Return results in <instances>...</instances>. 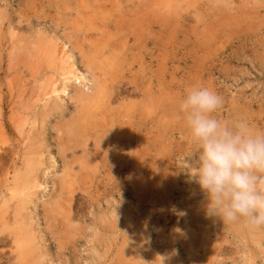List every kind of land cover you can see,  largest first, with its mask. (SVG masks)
<instances>
[{"label": "rangeland", "instance_id": "rangeland-1", "mask_svg": "<svg viewBox=\"0 0 264 264\" xmlns=\"http://www.w3.org/2000/svg\"><path fill=\"white\" fill-rule=\"evenodd\" d=\"M127 1L136 9L149 2ZM159 1L162 10L157 7L156 13L163 20L144 39L135 44L114 37L110 41L123 50L114 51L116 94L109 102L102 98V114L111 111L115 119L131 114L130 142L117 151L109 142L122 135L118 125L109 121L99 128L101 170L91 177L84 173L80 182V163L74 158L83 153L80 147L70 149L68 139L78 112L75 92L90 93L94 77L102 80L109 74L108 55L100 49L109 35L104 31L113 32L102 20L111 13L110 2L115 7L121 0H0V264H30L41 253V264H160V256L167 258L164 264H264V230L205 217L203 193L182 172L184 156L195 146L177 118L185 89L203 86L222 97L214 113L218 119H244L264 129V0H232L231 5ZM104 5L108 13H103ZM92 61L96 66L102 62L103 70L99 66L90 72ZM156 103L168 114L163 129L158 122L162 108ZM138 110L148 116L139 119ZM29 161L38 166L37 183L25 190L15 177L24 174ZM23 199L27 204L20 214ZM102 214L107 224L97 220ZM25 228L35 236L31 258L16 257Z\"/></svg>", "mask_w": 264, "mask_h": 264}, {"label": "clouds", "instance_id": "clouds-1", "mask_svg": "<svg viewBox=\"0 0 264 264\" xmlns=\"http://www.w3.org/2000/svg\"><path fill=\"white\" fill-rule=\"evenodd\" d=\"M222 103V97L207 87L185 89L177 118L195 147L184 156L182 172L203 193L206 218L264 230V129L244 119H218L214 113ZM160 257L164 264L167 258Z\"/></svg>", "mask_w": 264, "mask_h": 264}, {"label": "bare ground", "instance_id": "bare-ground-1", "mask_svg": "<svg viewBox=\"0 0 264 264\" xmlns=\"http://www.w3.org/2000/svg\"><path fill=\"white\" fill-rule=\"evenodd\" d=\"M107 1H109V0H107ZM209 1V0H208ZM247 1V0H246ZM251 0H248V2H250ZM261 1H263V0H260V2ZM142 2V1H141ZM194 2V1H193ZM215 2L217 3V2H219V3H222V4H229L230 2H232V0H215ZM121 3H122V5H121ZM121 3H119L120 5H117V6H113V3L112 2H110V6H111V8H109V11L111 12V13H109V14H107L105 17H103V20H102V22H103V25L106 27V26H108L107 28H111L110 30H112V32L113 33H110V31H109V29L107 30H105L104 32H106V33H108L109 35H108V38H105V41H104V43H102L101 45V52H100V54L101 55H105V54H107L108 56L106 57L105 56V58H106V60H108V64H107V61L105 62L106 63V65L108 66V75H106L104 78L102 77V80L101 79H99L98 77H94V79H95V83H94V85H93V88H92V90H91V92L90 93H88L87 91V93L86 92H83V91H79V90H77L76 92H75V97H74V100L76 101V103L78 104V112H77V115H75L76 117H74L73 119H74V124H73V126H72V129H71V135H69L70 137H68V139L70 140V142H71V145H70V149H75V148H78V147H80L81 148V150H82V153L83 154H81V156H79V158H74V161H76V162H79L80 163V167H79V172H78V174L76 175V178H77V176H78V178L79 179H81L82 181H80V182H83L84 181V178L87 176V177H91L92 176V174H94L95 172H97L96 171V169H100V166L98 165V162L100 161H98L97 159H99L98 158V155L100 154L99 153V150H101L100 148H101V142L102 141H99V137L101 136V137H103V131H102V133L100 132L99 134H97L99 131H98V129L99 128H102L103 126L105 127V126H107V122H111L112 123V125H118L117 127H118V131H117V133L118 132H121L122 131V135H119L118 136V138H115V139H112L113 140V142H109V143H114V144H116V147H115V150H117L118 151V148H119V150L124 146V141H129L130 142V139H127V137L128 136H131V134H130V132H128L127 130H130V129H128V127H129V124L130 123H132V121H131V118H132V115L131 114H127V115H125V114H123L121 117H119V118H117V119H115L114 118V116H112V115H110L112 112L110 111V112H107V113H103L102 114V112H104L105 111V109H104V107H105V104H104V107H103V101H102V98L103 97H105L104 99L105 100H107L108 102H109V100H110V95L114 92L115 93V90H113V88H114V79L112 78V74H111V72H115V68H118L117 66H118V63H114V61H113V56H114V54H115V50L116 51H118L119 49H122L123 50V48H121L120 46H121V44H117V42L115 43V42H110L111 41V38L112 37H114V38H119V39H121L122 41L124 40V41H126V42H130V41H133L134 42V44H135V42H137L138 40L140 41L141 39H144V36H145V34L147 33H150V29L152 28V26H154V24L155 23H161L162 22V20H163V17H162V15H161V17H160V14H157L156 12H157V10H156V8L158 7V8H161L160 6H158L159 5V3H160V1L158 0V1H156V3H155V5L153 6V2L151 3V1L149 0V2H144V3H140L139 5H142L141 6V8L139 9H136L135 7V10H134V8H133V4H129V2L127 1V0H121ZM162 3V2H161ZM163 3H164V1H163ZM169 3H171V2H169ZM245 3H247V2H245ZM257 3V2H256ZM151 4V5H150ZM166 4V3H165ZM182 4H183V1H182ZM108 5V4H107ZM133 5V6H132ZM138 5V4H137ZM172 5H173V3H172ZM221 5V4H220ZM220 5H219V7H220ZM229 5H231V3L229 4ZM251 5V4H250ZM164 6V5H163ZM105 8H107L106 7V5H104V12L103 13H108L109 11L107 10V9H105ZM167 8H168V6H167ZM180 9V8H179ZM116 10H119V12L118 13H116V14H114V12L116 11ZM161 10H162V8H161ZM194 10V9H193ZM108 11V12H107ZM167 11H168V9H167ZM192 11V10H191ZM91 12H93V11H91ZM78 13V12H77ZM225 13V12H224ZM162 14V13H161ZM237 14V13H236ZM181 15V14H180ZM196 15V14H195ZM240 16V15H239ZM259 16V15H258ZM92 17V16H91ZM247 19V18H246ZM172 20V19H171ZM170 20V21H171ZM180 21V20H179ZM175 22H177V21H175ZM197 22V21H196ZM106 24V25H105ZM165 24V23H164ZM177 24V23H176ZM195 24V23H194ZM183 25V24H182ZM102 28V27H101ZM176 29H178V28H176ZM190 29V28H189ZM160 30H161V32H163L164 30H163V27L162 28H160ZM156 33V32H155ZM105 36H107V35H105ZM147 36V35H146ZM149 36V35H148ZM147 39H149V37L147 38ZM160 39V38H159ZM117 40V39H116ZM145 41V40H144ZM147 41V40H146ZM160 41V40H159ZM38 42H39V40H38ZM161 42V41H160ZM121 43V42H120ZM98 44V43H97ZM128 44V43H127ZM122 45H123V47H124V45H126L125 43L123 44L122 43ZM129 45V44H128ZM156 46V45H155ZM47 47V46H46ZM96 47V46H95ZM120 47V48H119ZM126 47V46H125ZM124 47V48H125ZM135 47H137V45L135 46ZM154 47V46H153ZM28 48H30V47H28ZM44 48V47H43ZM76 49H77V47H76ZM88 49V48H87ZM126 50L128 49L127 47L125 48ZM130 49V48H129ZM126 50H125V52H126ZM48 51V50H47ZM53 51V50H52ZM72 51V50H71ZM94 51V50H93ZM144 51V50H143ZM98 52V51H97ZM130 52V51H129ZM128 52V53H129ZM28 53H30V52H28ZM93 53H95V52H93ZM99 53V52H98ZM118 53V52H117ZM121 53V52H120ZM132 53V52H131ZM39 54V53H38ZM70 54V53H69ZM51 55V54H50ZM63 55V54H62ZM92 55V54H91ZM91 55H90V60L92 59V57L94 56H92L91 57ZM118 55V54H117ZM69 56V55H68ZM84 56V55H83ZM116 56V55H115ZM119 56H121V55H119ZM96 57V56H95ZM158 57V56H157ZM46 58V57H45ZM120 58H122V57H120ZM135 58H136V56H135ZM87 59H89L88 57H87ZM97 59V58H96ZM123 59V58H122ZM50 60V59H49ZM70 60V59H69ZM97 60H99V59H97ZM111 60V61H110ZM120 60V59H119ZM63 61H65V60H63ZM94 61H95V59H94ZM100 61V60H99ZM102 63V62H101ZM98 64L97 66H96V62H95V64H93V61H92V63L91 64H89V65H87V67H88V69L90 70V72L92 71L93 73L95 72V70H96V68H98L99 66V68L101 69V70H103L102 68H103V64ZM123 63V62H122ZM64 64V63H63ZM73 64V63H72ZM88 64V63H87ZM121 64V63H120ZM134 64V63H133ZM115 65H117V66H115ZM72 66V65H71ZM115 66V67H114ZM120 66V65H119ZM122 66V65H121ZM120 66V67H121ZM167 66V65H166ZM73 67V66H72ZM86 67V68H87ZM106 68V67H105ZM109 68H112L113 69V71L112 70H109ZM122 69V68H121ZM67 71V70H66ZM122 71V70H121ZM96 72H100V71H96ZM105 72V71H104ZM117 72H119V71H117ZM73 73V72H72ZM71 73V74H72ZM93 73H92V75H93ZM106 73V72H105ZM104 74V73H103ZM102 74V75H103ZM73 75H74V73H73ZM105 75V74H104ZM75 76V75H74ZM97 76V75H96ZM75 77H77V76H75ZM92 77V76H91ZM114 77H117V75L116 76H114ZM159 78V77H158ZM117 79V78H116ZM115 79V80H116ZM64 80V79H63ZM101 81V82H100ZM103 81V82H102ZM140 81H141V79H140ZM134 82V81H133ZM55 85V84H54ZM125 86V85H124ZM56 87V86H55ZM132 87V86H131ZM141 87V86H140ZM67 88V87H66ZM79 88V87H78ZM138 88V87H137ZM130 89V88H129ZM140 89V88H139ZM153 90V89H152ZM79 91V92H78ZM85 91V90H84ZM90 91V90H89ZM117 91V90H116ZM154 91V90H153ZM120 94H121V92H119ZM116 94V93H115ZM119 94V95H120ZM58 96V95H57ZM126 96V95H125ZM116 97V96H115ZM117 97H118V92H117ZM116 97V98H117ZM134 97V96H133ZM113 98V97H112ZM111 98V99H112ZM148 99V98H147ZM73 100V101H74ZM123 101V100H122ZM149 101V100H148ZM163 101V100H162ZM116 102H118V101H116ZM132 102V101H131ZM126 103V102H125ZM150 103V102H149ZM157 104V103H156ZM159 104V103H158ZM157 104V105H158ZM161 104V103H160ZM130 105H132V104H130ZM129 105V106H130ZM141 105V104H140ZM143 105V104H142ZM147 105H148V103H147ZM150 105H153V104H150ZM157 105H155V108L156 109H158V108H162L161 106H159L158 105V108H157ZM136 106V105H135ZM128 107V106H127ZM143 106H141L140 107V109L142 108ZM165 107V106H164ZM143 108H146V107H143ZM104 109V110H103ZM129 109V108H128ZM76 110V111H77ZM108 110V109H107ZM146 110V109H145ZM144 110V111H145ZM151 110H152V108H150L149 110L147 109L146 111H149V113L148 114H151ZM153 110H155V109H153ZM127 111V110H126ZM142 112V110L141 111H139L138 110V115H140V117H139V119H142L143 120V117L144 118H146L147 116H145L146 115V112ZM160 117H159V120H158V122H159V126H160V128L159 129H163L164 127H165V124H164V121H166L167 122V118H165L164 119V117H166V115H168V114H166L165 115V112H166V110L164 111V108H162V109H160ZM177 111H178V109H177ZM128 112V111H127ZM127 112H125V113H127ZM153 112H156V111H153ZM100 113V116L98 115ZM157 113H158V111H157ZM167 113V112H166ZM157 115H159V114H157ZM133 116H135V115H133ZM127 119H126V118ZM126 120H125V119ZM135 118H138L137 117V115L135 116ZM69 121V120H68ZM117 121V122H116ZM135 122V121H134ZM169 122V121H168ZM178 122V121H177ZM71 124V125H72ZM111 125V126H112ZM131 125V124H130ZM133 126V125H132ZM135 126V125H134ZM133 126V127H134ZM154 126V125H153ZM166 129V128H165ZM107 131V130H106ZM149 131V130H148ZM95 132H97V133H95ZM132 132V131H131ZM146 132V131H145ZM161 133V132H160ZM110 134V133H109ZM112 134V133H111ZM118 134H120V133H118ZM110 136H112V135H110ZM92 139V144H88V141L89 140H91ZM103 139V138H102ZM107 139V138H106ZM110 139V138H109ZM133 139V138H132ZM68 141V140H67ZM136 141V140H135ZM107 143H108V141H107ZM128 144V143H127ZM112 145V144H111ZM127 146H129V145H127ZM126 146V147H127ZM103 147V146H102ZM110 147V146H109ZM114 148H112V150H113ZM128 149V148H127ZM147 149V148H146ZM61 150H62V152L64 153V151L66 150V148H65V146L64 147H62L61 148ZM104 150V149H103ZM111 150V151H112ZM123 150V149H122ZM105 151V150H104ZM125 151V150H124ZM31 152V151H30ZM75 152V151H74ZM80 152V151H79ZM106 152V151H105ZM99 153V154H98ZM109 153V152H108ZM123 153V152H122ZM121 153V154H122ZM103 154H105V153H103ZM111 156V155H110ZM100 157V156H99ZM105 157V156H104ZM120 157H122V155H120V156H118L117 158H116V160H117V162H119V159H120ZM53 158V157H52ZM102 158V157H101ZM100 158V159H101ZM107 159V158H106ZM123 159V158H122ZM124 159H125V157H124ZM95 160V161H94ZM111 160V159H110ZM109 160V161H110ZM113 160V159H112ZM103 161V160H102ZM115 161V160H114ZM123 161V160H122ZM125 161V160H124ZM133 161H135V160H133ZM130 162V167L132 166V161H129ZM104 163V162H103ZM121 163V162H120ZM102 164V163H101ZM108 164V163H107ZM113 165V164H112ZM37 167L38 166H36L34 163H33V161H29V162H27V164H26V167H25V172H23L24 174L23 175H18V176H16L15 177V182L17 183V184H22V185H24V189L26 190V189H29L30 187H34V186H36L35 184L37 183V181L35 182V180H36V169H37ZM67 167H68V165H67ZM87 169V171H85ZM130 169H132V168H129V170ZM83 170H84V172H83ZM101 170V169H100ZM126 170H127V167H126ZM39 171V170H38ZM76 172V171H75ZM17 173V172H16ZM84 173H86V174H84ZM76 174V173H75ZM69 175V174H68ZM86 175V176H85ZM8 178V177H7ZM72 178V177H71ZM75 178V179H76ZM31 182V183H28V182ZM67 181V180H66ZM127 181V180H126ZM26 182V184H24ZM69 182V181H68ZM126 183H128V182H126ZM57 184V183H56ZM74 184V183H73ZM68 185V184H67ZM73 186V185H72ZM71 187V186H70ZM60 188H61V190H60V192H59V198H61L60 196H61V192H62V190H63V187L61 186V184H60ZM36 189V188H35ZM72 189H75L74 187L72 188ZM127 189V188H126ZM76 190V189H75ZM86 190V189H85ZM84 190V191H85ZM71 193H73L74 192V190H71L70 191ZM31 193V192H30ZM25 194V193H24ZM70 194V193H69ZM89 194V193H88ZM27 195H28V193H27ZM58 195V194H57ZM63 195V194H62ZM71 195V194H70ZM25 196H26V194H25ZM72 196V195H71ZM73 197V196H72ZM15 198V197H14ZM29 198V197H28ZM56 198H58V197H56ZM27 199V198H26ZM22 200L21 201V208L20 209H18L19 210V212H21L22 211V209H24V205H25V203H26V201L27 200ZM30 199V198H29ZM67 199H71V198H66V199H64V200H66L67 201ZM57 200V199H56ZM65 201V202H66ZM68 201H70V200H68ZM78 201V200H77ZM30 202V201H29ZM64 202V203H65ZM31 203V202H30ZM67 203V202H66ZM27 204V203H26ZM16 205V204H15ZM29 205V204H28ZM56 205V204H55ZM62 205V204H61ZM14 206V205H13ZM15 207V206H14ZM17 208V207H16ZM26 208V207H25ZM28 208V207H27ZM15 209V208H14ZM66 209V208H65ZM68 209H70L69 208V205H68ZM14 212V211H13ZM17 212V211H16ZM28 212V211H27ZM66 212H67V210H66ZM70 212V211H69ZM23 212H21L20 214H22ZM15 215V214H14ZM18 215V214H17ZM52 215V214H51ZM64 215V214H63ZM113 215V214H112ZM111 215V216H112ZM114 215H116V214H114ZM113 215V216H114ZM19 216V215H18ZM23 216H24V214H23ZM26 216V215H25ZM110 216V217H111ZM21 217V216H20ZM19 217V218H20ZM98 217V216H97ZM96 217V218H97ZM107 217V216H106ZM106 217L104 216V214H102V215H100L99 216V218L97 219L98 221H99V223H100V225L101 224H103V222H105V220H107L106 219ZM109 217V216H108ZM16 218V217H15ZM23 218V217H22ZM32 218V217H31ZM115 218V217H114ZM11 219V218H10ZM14 219V218H13ZM12 219V220H13ZM25 219V218H24ZM24 219H22V220H24ZM48 219H49V216H48ZM95 219V218H94ZM113 218L111 217V220H112ZM116 219V218H115ZM19 220H21V219H19ZM124 220H125V218H124ZM132 220V219H131ZM130 220V221H131ZM15 221V220H14ZM13 221V222H14ZM117 221H118V219H117ZM129 221V220H128ZM18 222V221H17ZM21 222V221H20ZM24 223V222H23ZM22 223V224H23ZM52 223V222H51ZM69 223V222H68ZM98 223V222H97ZM96 223V221H95V224H97ZM98 223V224H99ZM106 223V222H105ZM110 223V222H109ZM13 224H15V223H13ZM19 224V223H18ZM107 224V223H106ZM116 224V223H115ZM24 225H26L25 223H24ZM103 226V225H102ZM106 226V225H105ZM110 226H112V223H111V225ZM116 226V225H115ZM97 227V226H96ZM100 227V226H99ZM98 227V228H99ZM6 228V227H5ZM4 228V230H6ZM8 228V227H7ZM10 228V227H9ZM23 228V227H22ZM107 228H109V227H107ZM106 228V229H107ZM114 228V227H113ZM97 229V228H96ZM103 229V228H102ZM105 229V230H106ZM1 230V229H0ZM15 230V229H14ZM110 230V229H109ZM31 231V230H30ZM28 229H26L25 228V230L23 231L24 232V234H23V237H24V239L22 240V243H21V245H18V251H16L15 249V252L17 253V256L16 257H18V255H21V254H24V256L25 255H28V253H33V252H35V248H34V243H33V236H32V234H31V232H30ZM102 231V230H101ZM108 231V230H107ZM113 231V230H112ZM191 231V230H190ZM14 231L12 230V232H11V234L13 233ZM20 232V231H19ZM18 232V234H20ZM95 232H97V231H95ZM115 232V231H114ZM203 232V231H202ZM21 233H22V231H21ZM112 233V232H111ZM36 234V233H35ZM38 234V233H37ZM97 234H99V233H97ZM96 234V235H97ZM103 234V233H102ZM95 235V236H96ZM20 236V235H19ZM98 236V235H97ZM96 236V237H97ZM35 237V236H34ZM101 238V237H100ZM14 239V238H13ZM35 239V238H34ZM100 239H98V238H96V240L95 241H99ZM139 240H140V238H139ZM138 240V241H139ZM141 240H143L144 241V238L142 237L141 238ZM35 241V240H34ZM102 241V240H101ZM11 242H12V240H11ZM14 242H18V240L17 239H15L14 240ZM100 242V241H99ZM99 242H97V243H99ZM140 242V241H139ZM145 242V241H144ZM261 242V241H260ZM101 243V242H100ZM143 243V242H142ZM148 243V242H147ZM261 244V243H260ZM15 245V244H14ZM36 245V244H35ZM144 245H146V244H144ZM263 245V244H262ZM96 246V245H95ZM141 246V245H140ZM15 246H13V248H14ZM38 247V246H37ZM36 247V248H37ZM99 247V246H98ZM147 248H148V246H146ZM146 247H143V248H146ZM263 247H264V245H263ZM147 248L145 249V250H147ZM150 248V247H149ZM261 248V247H260ZM93 249V248H92ZM262 249H264V248H262ZM94 250V253H96V251H95V248L93 249ZM151 250V249H150ZM217 250V249H216ZM37 251V250H36ZM152 251V250H151ZM98 252V251H97ZM155 251L153 250V253H154ZM262 252V251H261ZM100 253V252H99ZM152 253V252H151ZM152 253V254H153ZM41 254H43V253H41ZM40 254V255H41ZM150 254V253H149ZM156 254V253H155ZM40 255L38 254L36 257H33L32 258V260L30 261V264H41L42 263V261H41V259H40ZM29 256V255H28ZM42 256V255H41ZM25 257H27V256H25ZM30 257V256H29ZM32 257V256H31ZM30 257V258H31ZM150 257V256H149ZM154 257V256H153ZM22 259V258H21ZM43 259V258H42ZM150 259V258H149ZM159 259V258H158ZM250 262V261H249ZM201 263V262H200ZM95 264H96V262H95Z\"/></svg>", "mask_w": 264, "mask_h": 264}]
</instances>
